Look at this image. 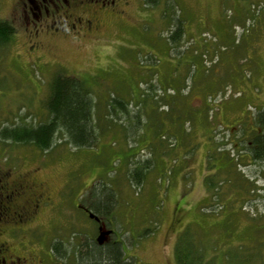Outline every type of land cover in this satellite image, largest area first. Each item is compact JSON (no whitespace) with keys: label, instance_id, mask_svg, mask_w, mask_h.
Masks as SVG:
<instances>
[{"label":"rangeland","instance_id":"374dc122","mask_svg":"<svg viewBox=\"0 0 264 264\" xmlns=\"http://www.w3.org/2000/svg\"><path fill=\"white\" fill-rule=\"evenodd\" d=\"M34 1L0 0V18L16 29L0 50V126L45 121L49 82L62 73L89 85L99 137L75 148L58 134L47 152L0 141V199L8 193L16 206L36 205L26 223L0 224L9 252L55 264L53 238L73 254L86 236L100 235L122 240L134 264H178L175 243L189 227L216 264H227L239 242L264 243V160L246 149L264 106V0H70L40 13ZM166 10L184 26L171 46ZM87 18L86 29L77 21ZM179 51L190 66L175 68ZM170 85L184 98L173 99L176 122ZM111 97L125 108L108 104ZM139 159L152 167L136 184L125 170ZM100 182L116 201L111 219L96 222L86 208Z\"/></svg>","mask_w":264,"mask_h":264},{"label":"trees","instance_id":"16d2710c","mask_svg":"<svg viewBox=\"0 0 264 264\" xmlns=\"http://www.w3.org/2000/svg\"><path fill=\"white\" fill-rule=\"evenodd\" d=\"M167 12L169 11L166 10ZM172 12H169V17L175 25L174 29L166 37V41L170 46L172 43L180 41L184 27L176 11L173 10ZM15 30L12 23L0 18V50L8 44L15 34ZM235 40H237L236 37ZM182 56L183 52L179 51L175 57V68L181 64L180 62L189 66L191 65L189 63L192 59L188 57L182 59ZM197 56L199 57V55ZM195 62L192 64L196 67L197 63ZM174 78L172 77L170 82H172V79L175 82ZM169 88L171 92L167 93L172 96L171 103H169L170 111H172L170 116L174 117L176 122L180 111L174 114L177 106H173L172 102L176 97L178 98L177 102H183V93L178 91L179 87L176 88L170 85ZM107 103L111 104L112 107L118 105L122 109L125 108L123 101L116 97H111L110 102ZM45 104L48 111V118L45 121L37 122L36 124L13 123L1 125L0 141L27 144L34 146L39 151L47 152L60 143L59 140H56L57 135L60 134L66 138L65 141L68 145H72L75 148L92 147L99 137V133L97 132L98 127H96L94 114L96 98L87 83L81 79L62 73L55 74L49 82V92ZM183 118L185 119L184 116ZM140 120L137 117L132 121H135L136 127H139ZM171 122L175 124L174 121L171 120ZM130 126L129 128L134 131L133 126ZM250 129L252 131H249L246 149L255 160H264V106L257 109ZM130 162L128 161L126 165V178L130 182L139 184L147 176L150 165L152 167V161L150 159H139L135 162ZM90 195L91 200L86 209L89 213L93 214V220L97 222L101 218L103 221L104 219H111L113 216L112 207H114L116 201L115 190L111 188V184L100 182L92 188ZM107 222L105 221V227L109 225ZM100 226H98V229ZM106 231L114 234L112 229ZM98 237L86 236L84 243H81L80 247L73 254H70L67 250H62V239L53 238L50 252L52 258H54L53 260H55V264H134L132 258H127L124 255L121 246L122 240L113 238L109 242H104L103 240L99 241ZM205 238L207 241L212 240L208 237ZM227 256L224 259L227 264H231L229 261L232 260L235 264H264V243L261 242L260 238L258 239V236L257 240L251 242V244L239 242V246L235 250L230 251V254L228 252ZM175 258L178 264H216L217 256L211 255L210 250L209 252H205L203 242L201 241L200 243L199 239L194 237L189 227H186L181 231L175 243ZM69 259L71 263H67ZM58 260H63V263Z\"/></svg>","mask_w":264,"mask_h":264},{"label":"flooded vegetation","instance_id":"af4514ba","mask_svg":"<svg viewBox=\"0 0 264 264\" xmlns=\"http://www.w3.org/2000/svg\"><path fill=\"white\" fill-rule=\"evenodd\" d=\"M60 1V3L58 2ZM85 1L88 4L93 5H100V6H107L108 4L114 3V0H79ZM70 0H35L34 5L37 8L38 12H41V7L44 8L45 12L48 10V5L52 4L54 6H64V4H69ZM40 4V5H39ZM59 6V7H60ZM77 22L83 24V27L91 28L93 23L91 22L90 18H87L83 21L79 19ZM75 22L72 23V26L75 27ZM17 196H20V192L15 193ZM13 194H3L2 198L0 199V224L4 223H26L31 217H33L35 213V203H31L32 205L26 206H16ZM22 196V195H21ZM20 196V197H21ZM33 206V208H32ZM18 228V227H17ZM4 242H0V264H28V259L20 258L18 256L12 255ZM48 254L51 255V252ZM52 257V256H50ZM37 264H45L44 261H38Z\"/></svg>","mask_w":264,"mask_h":264},{"label":"water","instance_id":"95a60500","mask_svg":"<svg viewBox=\"0 0 264 264\" xmlns=\"http://www.w3.org/2000/svg\"><path fill=\"white\" fill-rule=\"evenodd\" d=\"M90 217H94L92 213H90ZM96 219H98V218H96ZM106 233H108V231H106ZM98 239H99V241L102 240L101 237H100V235H99Z\"/></svg>","mask_w":264,"mask_h":264}]
</instances>
